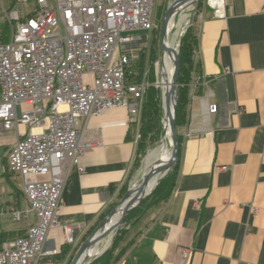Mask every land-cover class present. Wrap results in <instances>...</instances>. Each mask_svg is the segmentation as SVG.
<instances>
[{"label":"crops","instance_id":"1","mask_svg":"<svg viewBox=\"0 0 264 264\" xmlns=\"http://www.w3.org/2000/svg\"><path fill=\"white\" fill-rule=\"evenodd\" d=\"M225 1V17L207 7L196 23L175 185L146 221L147 264H264V0ZM209 104L217 106L213 116ZM88 129L101 144L84 152L82 173H69L59 226L48 234L47 247L57 253L47 264L72 258L121 200L133 173L138 118L111 109L91 118ZM15 139V131L0 135V246L27 227L12 214L26 206L20 179L5 171ZM63 226L72 229L73 243Z\"/></svg>","mask_w":264,"mask_h":264},{"label":"built area","instance_id":"2","mask_svg":"<svg viewBox=\"0 0 264 264\" xmlns=\"http://www.w3.org/2000/svg\"><path fill=\"white\" fill-rule=\"evenodd\" d=\"M13 1L35 5L25 16L3 9L8 38L0 40V134L16 132L5 171L20 179L26 206L12 214L27 227L1 244L0 264H47L57 253L47 247L48 234L59 226L69 173H82L84 152L101 144L90 119L119 108L132 121L139 116L148 83L129 81L130 68L155 28V0ZM205 5L226 16L225 0ZM85 75L93 76V86ZM207 110L215 115L216 104ZM63 232L73 243L72 229ZM188 255L183 249V259Z\"/></svg>","mask_w":264,"mask_h":264},{"label":"trees","instance_id":"3","mask_svg":"<svg viewBox=\"0 0 264 264\" xmlns=\"http://www.w3.org/2000/svg\"><path fill=\"white\" fill-rule=\"evenodd\" d=\"M157 19L158 16L155 18V22H157ZM155 30L156 29L154 28L152 31L155 32ZM7 33L8 30L6 25L2 24V31L0 34L1 41L7 40ZM196 47L197 29L196 25H194V28L190 26L185 30L184 34L180 38L178 48L179 74L177 78L175 110V127L177 131L178 142V128L180 127L184 117L183 108L186 98V87L183 84L187 80V77L192 69L193 54ZM144 48V46L140 48L141 50L138 51L136 59L132 62V67L130 68L132 74L129 76V81L136 82L142 80L145 60ZM151 82H155L154 77L151 79ZM161 95L160 88L158 89L154 86H151L143 93L141 98V107L138 117L139 139L137 143L136 155L133 161V171L146 153V140L159 138L163 133L161 122V119L163 118ZM176 175L177 164H175L161 179L158 180L156 186L148 196L143 198L137 206L133 207L127 212V215L123 221L125 226L132 225L133 223L138 225L142 219L146 218V227V221H148V218L152 212L159 209L169 199L175 185ZM126 191L127 188L125 187L121 197H123ZM102 218H104V216ZM125 226L122 229H119L117 237L112 239L110 246L89 264H117L121 260L128 264H147L148 259L150 258L149 241L152 239L151 233L147 232L145 229H142V232L138 231V234L133 236L128 233V230H124ZM138 240L139 243L137 244L136 242Z\"/></svg>","mask_w":264,"mask_h":264},{"label":"rangeland","instance_id":"4","mask_svg":"<svg viewBox=\"0 0 264 264\" xmlns=\"http://www.w3.org/2000/svg\"><path fill=\"white\" fill-rule=\"evenodd\" d=\"M173 1L174 0H155L154 18H157V16H158L157 22H155V29L156 30H155V32L152 31L148 35V38H146V41L144 42V47H145L144 48V51H145V60H144L142 80L144 82L148 83V86L146 87L145 91L149 87H151V86H154V87H156V88L159 89V87L156 86L155 82H156V79L158 77V74L156 73V66L159 63V59H160V28H161V22H162L164 13H165L167 7L171 3H173ZM206 8H207V6L205 5V0H195L191 4V9H189L188 11H186V13L188 14L189 21L186 24L187 25L186 28L182 31L181 35L178 37L179 43H180V38L184 34L185 30L188 27H190V26H192L194 28V25H196L198 19L200 18L201 12L204 11V9H206ZM3 9H5V10H14V11H17L20 16H25V15L30 14L32 11H34L35 5H34L33 2H29L28 4L23 5L20 2H18V1H13V0H0V31H2V24H3V21H4V17H5ZM190 12H191V14H190ZM158 31H159V34H158ZM171 32L173 33V30ZM178 48H179V46H177V50H178ZM153 77L155 79V82L154 83L151 82V79ZM84 81L89 86H93V76L92 75H85L84 76ZM176 88H177V85H176ZM161 106H162V95H161ZM161 122H162V128H163L162 135L159 138H154L153 140L152 139H147L146 140V147H147L146 148V153L141 158V160L139 161V164L134 168V171H133V173L131 174V177H130V181H129L127 187H126L127 189L129 187H131L132 185L138 184L140 182L141 178L144 175V171H146V169H147V167L149 165L146 162L145 158L147 157V155H148L149 152H151L152 150H154L157 147H159L160 144L162 143V137H163V134H164V111H163V118L161 119ZM1 151H3V148H1ZM172 167H170L168 169V171ZM148 195L149 194H147L146 196H148ZM145 219L146 218L142 219L138 223V225H136V223L135 224L133 223L132 225L125 226V224L122 222V224L112 234H109L108 235V236H111L110 242L112 241V239L114 237L115 238L117 237V235L119 233V229H122L124 226H125V229L124 230H128V233L131 234V235H133V236L137 235L138 234L137 232L138 231H141L142 229L143 230L144 229L146 230V227H145ZM108 236H106L103 239V241L106 240ZM136 243L138 244L139 243V240ZM109 246H110V244H109ZM74 255L72 256V258L70 257L68 259V261L65 262V264H70V262L72 261ZM97 257H94V258L90 259L89 263L92 260H94L95 258H97ZM89 263H87V264H89Z\"/></svg>","mask_w":264,"mask_h":264},{"label":"bare ground","instance_id":"5","mask_svg":"<svg viewBox=\"0 0 264 264\" xmlns=\"http://www.w3.org/2000/svg\"><path fill=\"white\" fill-rule=\"evenodd\" d=\"M194 1L195 0H187L186 2L181 3V5L174 10L172 17L169 19L167 24L166 34L163 41L164 49L160 51L159 63L156 66V73L158 74V77L155 82L156 86H158L161 90L163 101L169 93L172 84L174 55L171 52V48L177 49V46H179L178 37L186 28V24L189 21L186 11L191 9V4ZM172 30L173 33L171 32ZM171 146L169 121L167 118H164V134L162 137V143L159 147L149 152L145 158L149 165L146 171H144V174H151L148 184L144 190L145 193H148L150 190L152 191L158 180L161 178L162 173H156L155 171L169 162L171 158ZM121 210V207L116 209L115 215L110 219L106 227L112 225L118 219L121 214ZM110 240L111 236H108L106 240L103 241L102 239L99 242H96L93 246L83 252L76 264H87L90 259L99 256L101 252L109 246L111 243Z\"/></svg>","mask_w":264,"mask_h":264},{"label":"water","instance_id":"6","mask_svg":"<svg viewBox=\"0 0 264 264\" xmlns=\"http://www.w3.org/2000/svg\"><path fill=\"white\" fill-rule=\"evenodd\" d=\"M187 0H174L171 3L163 16L160 28V51L164 49L163 41L166 34L167 24L169 19L172 17L174 10L181 5V3L186 2ZM179 44V42H178ZM171 52L174 55V67H173V75H172V84L169 90V93L165 97L164 101L162 98V108L164 111V118H167L169 121V130L171 134V158L168 163L160 167L156 173H162L161 178L166 174L168 169L174 166L178 159L179 153V142L177 138V131L175 127V110H176V85L177 78L179 74V58H178V50L175 48H171ZM154 172V173H155ZM151 174H144L138 184H134L129 187L126 193L123 195L121 200L113 207V209L108 213V215L97 225V227L92 231V233L83 241V243L78 247L72 261L70 264H76L79 257L85 252L88 248L93 246L96 242L104 239L109 234H112L123 222L127 212L136 206L148 193H145V187L148 184ZM119 207L122 208L121 214L118 219L108 227L107 224L110 219L115 215L116 209ZM103 250L101 254L104 252Z\"/></svg>","mask_w":264,"mask_h":264}]
</instances>
